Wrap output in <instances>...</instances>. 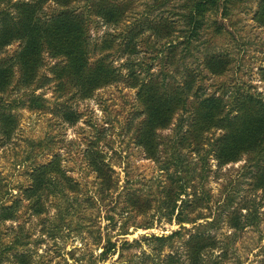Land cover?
<instances>
[{
    "label": "rangeland",
    "instance_id": "obj_1",
    "mask_svg": "<svg viewBox=\"0 0 264 264\" xmlns=\"http://www.w3.org/2000/svg\"><path fill=\"white\" fill-rule=\"evenodd\" d=\"M16 1L0 0V25L9 15L21 20ZM87 1L71 5L84 11ZM127 1L122 20L86 18L90 62L106 51L117 69L95 86H81L85 78L61 84L55 73L64 62L45 45L30 67L17 61L24 38L3 31L0 60L12 70L5 87L0 79V264H264V132L238 120L258 113L236 110L231 97L252 93L264 117V0H232L226 18L221 4L210 5L192 36L186 0ZM40 3L44 19L57 9L52 0ZM105 32L116 46L102 44ZM208 52L228 56L223 73L204 68ZM129 67L191 85L186 106L156 130L153 153L136 135L151 112ZM197 84L199 97L220 96L230 109L198 143L184 134ZM88 148L113 170L110 186L88 163ZM53 159L65 174L49 169L38 187L37 172Z\"/></svg>",
    "mask_w": 264,
    "mask_h": 264
},
{
    "label": "trees",
    "instance_id": "obj_2",
    "mask_svg": "<svg viewBox=\"0 0 264 264\" xmlns=\"http://www.w3.org/2000/svg\"><path fill=\"white\" fill-rule=\"evenodd\" d=\"M44 1L49 0H18L14 2V5L17 6V15L22 16L21 20L18 19L15 23L14 21H11L9 15L8 17L10 21L5 22L3 20L2 25H0L1 41L3 31H9L11 29L24 38L19 50L16 52V60L19 62L24 61L25 64L30 67L32 65L31 59L34 60L39 53L40 48L45 45L51 54L59 58L61 62H64L56 67L58 70L56 71L57 73H55L57 77H60L59 82L61 84L64 79H71V82H78L80 79L85 78L86 80L82 79L81 86H95L100 83V81L106 80L112 74H116L117 69L113 66L111 60L107 59L108 53L106 51L101 53V56L97 59L90 62L86 35V18H88L89 14H96L104 20H122L129 1L88 0L85 6L86 11L84 10L85 13L84 11L76 10L72 7L71 3L73 0H52L57 4V7H55L57 9H54L53 11L51 9L50 16L46 19L41 17L37 11L43 6L40 2ZM231 1L232 0H186L184 4L187 8L186 14L188 17V30L190 35L192 36L197 33V29L201 25V21L205 17L204 14L210 5L216 10L218 5L221 4L220 16L221 18H226L229 12L228 4ZM220 19H214L213 23V29H216L217 32H219V28H222ZM129 28L130 32L135 29L132 27ZM105 33L106 35L103 36L101 41L102 44L106 45V47L116 46L117 41L115 34L110 33L107 37L108 32ZM4 37L7 36L4 35ZM126 40H129L128 44L132 47L134 42L132 38L130 39V35L126 37ZM29 57H31V59H28ZM228 63V56L217 52H208L203 59L204 68L213 74L223 73L226 70ZM11 66V62L9 64L7 60H0V79L3 81L1 84L2 87H5L9 81L10 72L12 70ZM260 68L264 75V65L260 66ZM192 71L194 70L189 68L185 77H187V75L188 77L192 76ZM126 74L129 75L131 79L138 80L137 92L140 99L143 97L141 103L143 102L146 104L144 107L151 112L149 117L139 121L138 126L136 127V135H140L139 141L148 144L151 147L150 151L153 153L156 150L157 138L159 136L156 130L159 127H167L171 122V117H173L175 111L186 106L187 92L190 91L191 85L190 83L187 85L185 84L187 82L186 78L181 82L182 84L174 80L165 81L164 78H160L158 75L151 74L150 77L146 78V76H141L140 71H136L134 67H129ZM199 88L200 84H197V102L194 105L195 108L192 121L184 132L186 138H194L197 143L207 128L216 124V121L225 122V120L228 119V113L230 111V109L225 108L226 103L223 102L222 97L220 96L206 95L199 97ZM85 90L86 88H83L81 92L83 93ZM231 97H235L233 100L239 104L236 110H241L243 111V114H247L246 109L249 108L258 113H252L254 117L249 119H242V117H239L238 120L241 123L248 120L247 124H251L252 127H258L259 131L264 132V117L261 116L263 112V102L261 99L254 97L250 92L243 93L241 90L233 94ZM249 103L250 105H248ZM38 106L40 105H36V107ZM221 111H223V113L220 114ZM3 112H0L1 117V113ZM65 112L72 115L71 108L64 111V113ZM234 119L235 117L231 118L229 122L232 123ZM238 125L239 122L229 135L234 134L235 129L239 127ZM143 130L144 134L142 135L141 132ZM256 134L257 133L254 135ZM91 145L93 144L91 143ZM87 156L89 158L88 163L92 165V169L95 171L96 176L101 179L104 184H106L105 182H109L107 185L110 186L112 183H110V181L113 180L111 179L110 172L113 170L111 171L108 162L104 160V155H102L97 148L95 150L88 148ZM49 169L55 171L61 176L65 174V169L61 166L60 162L57 163L56 159H53L46 164V168L40 170L39 173L37 172V175L40 176V179L37 182L38 187L45 180L46 173L44 174V172ZM65 176L67 175H64V177ZM133 198H135V196L129 194L127 199L132 200ZM112 247L113 245H110L109 248L107 247L106 251L110 250Z\"/></svg>",
    "mask_w": 264,
    "mask_h": 264
}]
</instances>
